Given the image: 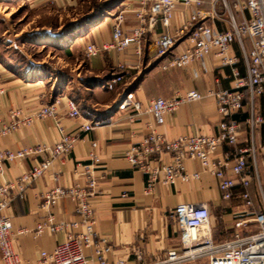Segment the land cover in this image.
Returning <instances> with one entry per match:
<instances>
[{
    "label": "crops",
    "instance_id": "0c3cea01",
    "mask_svg": "<svg viewBox=\"0 0 264 264\" xmlns=\"http://www.w3.org/2000/svg\"><path fill=\"white\" fill-rule=\"evenodd\" d=\"M23 1L37 8L75 10L79 7V0ZM140 8V0H121L119 5L113 6L109 16H104L102 20L94 23L88 22L91 27L74 38L69 45L71 50L65 49L64 54H83L86 57L87 42L98 46L111 44L113 16L119 11H124L126 14L124 28L132 30L138 23L135 12ZM187 19L188 13L185 7L179 5L174 14L173 27L165 31L176 32L185 25ZM217 25L218 28H222L220 23ZM162 31L163 29L158 25L156 33ZM153 39L154 36L151 34L146 36L141 58L134 56L133 47L123 52L111 50L92 58L86 57L87 71L93 75L89 81L93 79L96 81V86L92 87L89 84L86 89L96 88L106 92L105 95H111L112 98L105 101L106 96H104L101 108L94 105L81 108L82 116L79 118H71L68 113L66 106L68 100L72 98L68 90L60 93L56 90L55 84L49 87L47 81L34 76L35 74L30 70L24 68L17 70L8 66L5 60H0L1 87L4 89V93L0 96V118L3 125L10 124L13 110L21 109L26 113H32L46 104H52L56 99H61L58 114L60 124L47 118L0 136V153L16 152L40 143L54 145L61 139L60 128L72 133L86 123L99 119L105 120L103 126L96 127L85 134L84 139L76 143L72 153L63 162L56 160L51 169L31 186L25 198H15L10 208L5 210V215L12 218L14 229L22 232L21 237L14 242V249L24 259L34 261L35 264H45L42 257L43 251L53 250L58 244L63 243L69 234L86 232L85 226L78 225L65 227L56 233L45 232L38 235L34 231L33 235H27L26 228L34 229L38 223L50 216V211L43 209L40 204L41 199L50 190L58 186L69 188L84 184L87 180L85 166L91 163V152L100 160L93 169L96 188L95 195L91 199L96 215L93 230L98 237L95 245L85 250L91 264H100L101 257L110 264L120 259L126 260L128 264H153L168 251L179 249L181 228L173 215L176 207L181 203L206 202L208 204L212 215L213 237L216 242L230 240L237 231L234 225L236 221H230L234 213L220 217L221 225L215 220L217 215L220 216L222 207L227 206V203L229 205L233 199H239L240 205L233 207L232 211L245 213L243 215L246 218H254L264 212L262 153L258 154L256 165L249 162L244 173L249 178V184L246 186L240 184L232 171L233 161L230 162L226 178L232 180L234 185L233 196L228 202L224 192L217 188L216 181L207 176H203L199 181L178 183L175 186L159 182L151 198L142 195L145 176L134 171L126 161L124 158L126 149L140 143L153 131L164 134L169 140L196 134L217 135L219 116L214 99L207 98L198 103L184 105L176 114L167 118L165 125L157 126L151 115L143 114L131 119L126 112H119L117 107L121 101L126 95L134 93L142 104L147 105L151 100L169 99L176 93L185 95L196 90L206 94L210 90L229 89L232 83L231 70L216 66L210 58L205 61L204 66L198 68V75L194 69L163 72L161 65L167 61L168 57L155 58ZM250 47V42L247 41V48L250 49ZM179 50L175 48L172 54H177ZM232 52L242 60L241 50L237 44L232 46ZM119 64L125 65L124 82L116 88L115 94H112L113 92L101 87V84L118 72ZM240 68L245 74L242 61ZM262 98L257 100V109L264 117ZM247 111L246 107L242 113L235 116L242 128L238 147L246 146L249 139L246 125ZM256 142L259 146L264 145V124L257 131ZM93 143H96L97 147L93 148ZM235 151L236 147H225V152L230 156ZM42 159L43 157L26 158L11 163L0 160V184L4 180L18 179L31 171L36 161ZM170 161L169 155L163 156L161 160L159 156H154L150 164L152 167H161L163 163ZM188 166L197 169L198 164L188 162ZM123 194H126V197H123ZM260 197L263 198V208L257 205ZM76 210V201L67 198L51 212L58 221L73 220ZM137 250L141 253V261L137 258ZM0 264H3L1 257Z\"/></svg>",
    "mask_w": 264,
    "mask_h": 264
},
{
    "label": "built area",
    "instance_id": "2783aa9c",
    "mask_svg": "<svg viewBox=\"0 0 264 264\" xmlns=\"http://www.w3.org/2000/svg\"><path fill=\"white\" fill-rule=\"evenodd\" d=\"M140 5V10L135 12L138 23L134 29L124 28L126 14L119 11L113 16L112 43L98 46L87 42L86 57L92 58L111 50L123 52L133 47L134 56L141 58L146 36L151 34L154 36L155 58L168 57L161 65L163 72L194 69L198 75V68L210 58L216 66L231 70L232 83L229 89L210 90L206 94L196 90L185 95L176 93L169 99L151 100L147 105L142 104L134 93L126 95L117 110L126 112L131 119L138 115H151L157 126L165 125L167 118L184 105L213 98L219 116V132L217 135L196 134L169 140L164 134L153 131L140 143L127 148L124 158L134 171L145 176L142 195L146 198L153 196L159 182L175 186L178 183L199 181L207 176L216 181L218 189H227L228 193H224V197L230 199L234 183L226 180V171L231 161L232 171L243 186L249 184V178L244 174L249 162L256 165L259 153H262L264 166V145L259 146L256 142L257 131L264 124V117L257 109V100L264 95V0H140ZM179 5L185 7L188 19L179 30L167 33L165 30L173 27L174 14ZM217 23L222 25L221 29ZM158 25L163 29L161 33H156ZM247 41L250 42V49L247 48ZM234 44L239 46L242 60L232 52ZM175 48L180 50L172 54ZM241 61L245 74L240 68ZM117 68L118 72L101 84L110 92H114L124 82L125 65L119 64ZM3 93L0 76V96ZM60 105L61 99H56L32 113L13 110L9 125H3L0 118V136L47 118L60 124ZM66 107L71 118L82 116V110L74 99H69ZM246 107L249 139L246 146L238 147L242 128L235 116ZM104 124L105 120H95L81 125L72 133L60 128L61 139L54 145L40 143L16 152L0 153V160L5 163L43 157L35 162L31 171L16 180H4L0 184V257L3 264H35L15 251L14 242L21 237L22 232L14 229L12 218L5 215V210L10 208L15 198H25L31 186L51 169L56 160L63 162L85 134ZM92 146L95 148L97 144L93 143ZM226 146L236 147L232 157L225 152ZM165 155L171 156L170 162L163 163L161 167L151 166L152 157L159 156L161 160ZM90 160V165L85 166L87 180L84 184L69 188L58 186L50 190L40 202L43 209L50 211V216L34 229L26 228L27 235H33L34 231L41 235L59 232L68 226H85L86 232L69 234L53 250L43 251L45 264H91L85 250L93 247L98 237L93 230L96 215L91 199L96 188L93 169L100 160L93 152L90 153ZM188 162L197 163V169L190 168ZM67 198L76 201V214L73 220L58 221L51 210ZM173 217L181 228L179 249L168 251L153 264H190L203 259H207L208 264H264V212L254 218L238 220L242 228H249L250 223L256 224L255 232L243 235V232L236 231L230 240L224 242L214 240L211 210L206 202L181 203L176 207ZM136 254L141 261L139 250ZM100 264L110 263L101 257ZM114 264L128 262L120 259Z\"/></svg>",
    "mask_w": 264,
    "mask_h": 264
},
{
    "label": "rangeland",
    "instance_id": "374dc122",
    "mask_svg": "<svg viewBox=\"0 0 264 264\" xmlns=\"http://www.w3.org/2000/svg\"><path fill=\"white\" fill-rule=\"evenodd\" d=\"M120 2L121 0H79V7L75 10H56L37 8L23 0H0V60H5L8 66L17 70H30L34 76L47 81L49 87L55 84L60 93L68 90L80 108L93 105L101 108L104 96L105 101H109L112 96L105 95L106 92L96 88L86 89L89 84L96 86L94 79L89 81L93 75L87 71V58L83 54H64V50H71L70 42L91 27L88 22L94 20L98 4H108V14L105 13L104 16H109L113 6ZM98 103L100 104L97 105ZM223 192L227 194L228 190ZM232 196L233 190L230 199ZM239 202V199H233L229 205L227 203L215 220L221 225L220 217L234 213L230 221H236L234 225L237 232H243V235L255 232L257 228L254 223H250L249 228L239 225L238 220L246 218L243 215L245 213L232 211L233 207L240 205ZM257 205L263 208L262 197ZM190 264H208V260Z\"/></svg>",
    "mask_w": 264,
    "mask_h": 264
},
{
    "label": "trees",
    "instance_id": "16d2710c",
    "mask_svg": "<svg viewBox=\"0 0 264 264\" xmlns=\"http://www.w3.org/2000/svg\"><path fill=\"white\" fill-rule=\"evenodd\" d=\"M108 9H109L108 4H105V3L100 4V5L98 4L95 14L93 13L94 14V16H93L94 20H92V23H94L95 21H99L100 19L102 20L104 18L106 11H108ZM261 97H263L262 98L263 99L262 100V106L264 107V95Z\"/></svg>",
    "mask_w": 264,
    "mask_h": 264
}]
</instances>
